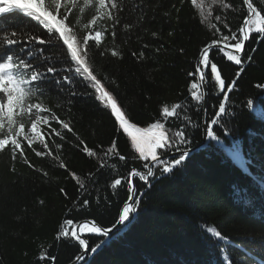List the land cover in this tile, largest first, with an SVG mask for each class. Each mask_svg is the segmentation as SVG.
<instances>
[{
    "label": "trees",
    "instance_id": "trees-1",
    "mask_svg": "<svg viewBox=\"0 0 264 264\" xmlns=\"http://www.w3.org/2000/svg\"><path fill=\"white\" fill-rule=\"evenodd\" d=\"M111 2L117 5L112 10L115 20L98 16L96 0H63L62 4L57 0V8L61 6L67 14L65 24L45 13L43 0H0V39L12 45L13 52L24 40L21 56L38 70L9 55L0 62V84L12 73V79L27 91L32 80L40 79V71L55 68L27 99L35 102L38 91H45L42 105L74 125L79 137L64 133L66 138L61 140L49 131H62L57 123L42 124L49 147L59 159L36 156L42 150L38 142L25 143L27 162L19 155L13 162L9 154H0V264L75 263L84 248L71 233L87 220L105 229L115 227L130 199L133 173H148L151 163L138 158L130 138L117 133L86 79L74 74V61L86 71L79 57L84 48L90 67L117 94L134 123L145 128L161 123L169 134L187 129L190 144L179 148L193 152L182 166H174L172 157H167V163L153 164L155 175L147 184L137 179L132 223L111 237L86 234L90 251L77 264H264V87H257L264 86V34L253 31L242 65L228 61L224 50L211 53L210 61L217 64L226 86L234 81L235 88L221 93L215 76L209 77L205 68L207 124L219 118L226 131L219 133L221 144L206 141L204 148L197 149L204 143L200 56L214 40L226 45L220 39L223 35L231 33L234 38L227 45L241 38L248 0ZM253 4L258 7L256 0ZM46 6L55 8L52 0H46ZM13 8L18 11L10 12ZM25 10L40 16L26 17ZM52 28L59 35L52 37ZM95 31L102 32V39L87 44V36ZM41 38L44 43L39 42ZM66 46L74 61L66 57ZM113 51L120 56H111ZM132 52L143 55L133 57ZM64 76L71 84L62 80ZM197 95L201 100H196ZM224 95L227 101H222ZM221 102L227 115L218 113ZM177 103L183 106L177 110L179 118L165 117L163 108ZM24 122L30 131L27 117ZM84 146L95 155L88 156ZM110 149L115 154L104 158ZM232 153L238 154L237 161ZM169 165L174 166L173 173L164 174L163 167ZM116 179L120 185H115ZM84 199L90 201L88 206L81 205Z\"/></svg>",
    "mask_w": 264,
    "mask_h": 264
},
{
    "label": "snow or ice",
    "instance_id": "snow-or-ice-1",
    "mask_svg": "<svg viewBox=\"0 0 264 264\" xmlns=\"http://www.w3.org/2000/svg\"><path fill=\"white\" fill-rule=\"evenodd\" d=\"M63 0H60V3L62 4ZM52 3L55 5V8L52 10H49V7L46 6V0H43V9L45 13H50L51 16L56 17L58 21H62L66 24L67 20V14L65 11L61 10V6L59 9L57 8V0H52ZM193 3H195V0H193ZM256 3L259 7L254 6L253 0H248L247 3V10H248V18L243 21L244 27L240 28V32L242 33V36L240 39L235 40L234 43H231L230 47L232 50H234L238 54H233V51H228L226 53V57L228 61H234L236 65H242V59L241 55L239 53H242L244 50V41H247L250 37V33L255 31L257 34H264V4H259V0H256ZM225 7H230L229 5H225ZM96 8H97V14L100 18H111L113 17L112 10L117 8V5L115 3H112L111 0H96ZM10 12L18 11L17 9H9ZM62 13V14H61ZM103 13V15H101ZM26 17L29 18H36L37 16H40L39 12L35 13H29L26 10L23 11V13ZM58 14L60 15V18L58 19ZM41 20H43V17H40ZM214 19H219V17H214ZM46 23V21H45ZM47 30V29H45ZM52 37H55L56 34H58L54 28H52ZM59 35V34H58ZM102 38V32L101 31H95L94 36H87V44L88 41L91 40L93 45H95L97 42H99ZM15 38H13L14 40ZM222 41L225 42L227 45L230 39H234L231 36V33L229 35H223L220 37ZM33 43L36 42V40L32 41ZM40 43H44V38H41ZM49 43H52L53 41L49 40ZM19 44L21 45L20 49L15 52L12 51V45H8L3 43V39H0V62H3L7 59L9 55H13L17 62L23 60L25 63H27L30 66L31 70H36V66L33 65L28 59H25L21 56V53L25 52V41L19 40ZM63 44V39H62ZM64 45V44H63ZM215 47L219 50L220 44L218 41H213L212 44H209L205 49L203 54L200 56V67L201 68H207L208 75L211 77L212 75L215 76V81L218 82L219 85V91L221 93L225 92H231L235 88V82L230 81L229 85L226 86L225 79L222 78L221 73L217 69V64L210 61L209 55H208V49ZM28 55L31 57L33 55V51L29 50ZM66 57L70 56V60L74 61L71 57V52L67 49L65 50ZM88 50L84 48L82 51L79 52V57L81 62L84 65V71L80 68V65L75 62V71L74 74L79 76L80 79H86L88 85H90L92 89V94L95 99H97L99 102H102L104 107L108 110L109 115L112 117L115 129L117 130V133L119 135H125L127 138H130L131 145L135 148V152L138 154V158L145 162H150L152 164L155 163H167V157L169 155L172 156L174 160V166H182L185 160L188 158L189 155L192 153L188 150L187 147L180 149L179 145H188L190 144L189 135L191 134L187 129L172 132L169 134V130L164 128V125L161 123H153L150 128L145 127H139L136 123L132 121L129 114L124 110V108L121 105V102L117 96V94L110 90L109 87L104 82L103 77H100L95 74L96 69L94 67H90L89 60H88ZM131 55L133 57H136L138 55L142 56L143 53H137L132 52ZM111 56L118 57L120 56V53L117 51L111 52ZM69 69H71V65H69ZM41 76L39 80H32L29 85V89L26 91L22 84H19L16 80L12 79L13 74L7 73L6 78L4 81V87L0 88V97H3V99H0V154L7 153L9 154L10 160L15 162L16 157L19 155L21 160L24 162L26 161V155H25V143L29 146L34 145V143L38 142L42 146L41 151H37L35 153L38 157H56V154L50 149L49 143L47 142L45 135L42 132L41 125L49 126L52 122L57 123L62 131H56L55 129L49 128L50 132H53L54 135L61 140H64L66 137L64 133L71 134L72 136L76 137L79 140V137L77 136L74 125L70 124L69 122H65L63 120H59V118L55 115V113L51 112L49 108H46L42 105L40 102L41 97L46 96V92L43 90L38 91V94L35 96V102L30 103L27 99V96L29 95V92L32 93V88L35 87L39 89V82L42 79H45L48 74H54L56 72V69L49 66L44 71H40ZM200 79H204V73L200 72ZM27 78V77H26ZM62 80L64 82H67L71 84V80L68 76L62 77ZM61 83L60 80L57 81V84L59 85ZM193 87H197L196 85H193ZM257 87H264L262 85H257ZM79 93L72 92L71 95H78ZM196 100H201V96L197 95ZM222 101H227L228 96L224 95L221 97ZM247 104L251 106L252 101H247ZM183 106L179 103L175 104L174 106L170 107H164L163 108V115L165 117H177L179 118V112L178 109H182ZM218 113L222 115H227V109L226 104L221 102L218 106ZM51 116V120L48 119V117ZM213 116H216V113L213 114ZM25 117L28 119V125L30 126V131L26 128V124L24 122ZM226 129L224 128V124L219 118H213L210 121V124H205L203 128V135L207 138V141H214L217 145L221 144L219 133L224 132ZM173 149H176L179 151V156H175L172 152ZM84 151L87 153L88 156H94L95 153L92 150H89L86 146H84ZM158 152L162 153L161 155H158ZM110 154H115V149H110L109 151H106L104 153V158H107ZM238 156L237 153H233V157L235 158ZM120 159H123V157H119ZM29 167L35 168L34 165H31L30 162L28 163ZM103 167V165H101ZM173 165L165 166L162 169V172L164 174H171L173 173ZM59 167L65 168L66 165L60 163ZM70 175L75 176L74 173H70ZM133 175H139L138 173H133ZM155 174L152 172V169H148V174L145 176H140V180L147 181L150 176H154ZM121 180L116 179L115 185H120ZM80 187H83L82 185ZM63 193V189H61ZM129 192L132 197H135L137 195V192L135 188L130 184L129 185ZM66 196L67 194L64 193ZM90 203L89 200L84 199L81 201L82 206H88ZM137 211V201L133 200L132 202L126 203L122 211L118 215V224L122 226V228H126L128 225L132 223V220H130V216L134 214ZM135 219V217H132ZM68 224L72 223V220L66 221ZM127 222V224H125ZM87 227V225H85ZM81 231L83 232L84 229L82 228ZM88 231L90 233H96V234H103L104 236H107L109 232L112 231L111 228L109 229H102L100 227L93 226L91 228H88ZM211 232L212 230L209 229ZM216 237H220L221 233L219 231H216L215 233ZM72 237H76L79 241V244L83 246L85 250L88 249V242L84 239H79L77 237V233L73 231L71 233ZM97 247L99 245L93 247L91 251L93 253L96 252ZM47 257H41L40 259L43 260ZM51 259H55L52 257Z\"/></svg>",
    "mask_w": 264,
    "mask_h": 264
},
{
    "label": "water",
    "instance_id": "water-1",
    "mask_svg": "<svg viewBox=\"0 0 264 264\" xmlns=\"http://www.w3.org/2000/svg\"><path fill=\"white\" fill-rule=\"evenodd\" d=\"M253 33V32H252ZM252 33H250V37H249V39L247 40V41H244V50H243V52L242 53H239L241 56L246 52V48H247V44H248V42L250 41V39H251V37H252ZM215 50H218L216 47H215V45L213 46V47H211V48H209L208 49V55H209V58H210V55H211V53L213 52V51H215ZM219 50H224V51H226V52H228V51H233V54H238V53H236L234 50H232L231 49V47H230V45H222V44H220V49ZM200 72H203L204 73V79L203 80H201L200 79V82H201V86H202V90H203V96H204V122H203V128H204V126H205V124H207V109H208V98H209V96H208V83H207V79H206V73H205V68H199V73ZM199 77H200V75H199ZM203 140H204V143L202 144V145H200L197 149H201V148H204L205 147V144H206V141H207V138L203 135ZM191 153L193 152V151H190ZM175 156H179V152L178 153H175L174 154ZM170 157H172L171 155L170 156H168V158H170ZM152 163L150 164V166H149V168H151L152 167ZM148 168V169H149ZM135 173H138L139 175H132V178H131V185L135 188V190H136V192H137V188H136V182H137V179H140L139 177L140 176H144V175H147L148 173H141V172H135ZM151 177V176H150ZM150 177H149V179H150ZM148 179V180H149ZM148 180L147 181H142L141 180V182L142 183H144V184H147L148 183ZM136 197H137V195L135 196V197H132V196H130V199H129V201H128V203L129 202H132L133 200H135L136 199ZM130 218H131V216H130ZM126 223V222H125ZM85 225H87V227H85ZM93 226H96V227H100V228H102V229H105V228H103L102 226H100L99 224H97L96 222H94V221H91V220H87V221H84V222H81L77 227H76V233H77V236L79 237V239H84V240H86L85 238H84V236L86 235V234H90V235H99V236H104L103 234H96V233H90L89 231H88V228H91V227H93ZM122 226L121 225H119L118 223H117V225L115 226V227H113V228H111L112 229V231L111 232H109L108 233V235L107 236H105V237H111L114 233H115V231H117V230H119L120 228H121ZM87 229L86 231H81V229ZM87 241V240H86ZM88 242V241H87ZM89 251H90V245H89V243H88V249L87 250H85L84 249V251H83V253H82V255L76 260V262L75 263H73V264H77L79 261H81V260H83L84 258H86L87 256H88V254H89Z\"/></svg>",
    "mask_w": 264,
    "mask_h": 264
},
{
    "label": "rangeland",
    "instance_id": "rangeland-1",
    "mask_svg": "<svg viewBox=\"0 0 264 264\" xmlns=\"http://www.w3.org/2000/svg\"><path fill=\"white\" fill-rule=\"evenodd\" d=\"M101 39H102V38H101ZM3 83H4V81L0 84V88H3V87H4V84H3ZM232 157H233V153H232ZM233 159L237 161L239 158H238V157H235V158L233 157ZM86 230H87V229H84V231H86ZM88 234H89V233H88Z\"/></svg>",
    "mask_w": 264,
    "mask_h": 264
},
{
    "label": "bare ground",
    "instance_id": "bare-ground-1",
    "mask_svg": "<svg viewBox=\"0 0 264 264\" xmlns=\"http://www.w3.org/2000/svg\"><path fill=\"white\" fill-rule=\"evenodd\" d=\"M79 263V262H78Z\"/></svg>",
    "mask_w": 264,
    "mask_h": 264
}]
</instances>
